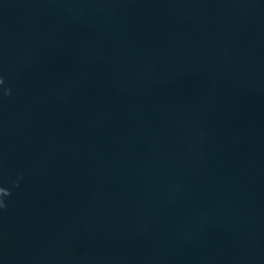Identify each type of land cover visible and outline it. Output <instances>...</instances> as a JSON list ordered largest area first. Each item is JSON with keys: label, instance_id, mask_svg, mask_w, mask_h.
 Returning a JSON list of instances; mask_svg holds the SVG:
<instances>
[{"label": "water", "instance_id": "obj_1", "mask_svg": "<svg viewBox=\"0 0 264 264\" xmlns=\"http://www.w3.org/2000/svg\"><path fill=\"white\" fill-rule=\"evenodd\" d=\"M0 264H264V0H0Z\"/></svg>", "mask_w": 264, "mask_h": 264}]
</instances>
